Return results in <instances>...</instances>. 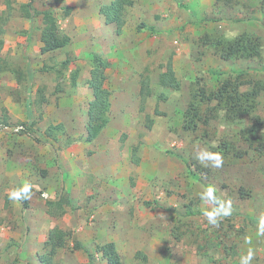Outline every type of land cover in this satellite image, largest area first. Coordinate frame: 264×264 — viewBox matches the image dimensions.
Listing matches in <instances>:
<instances>
[{
	"label": "rangeland",
	"instance_id": "rangeland-1",
	"mask_svg": "<svg viewBox=\"0 0 264 264\" xmlns=\"http://www.w3.org/2000/svg\"><path fill=\"white\" fill-rule=\"evenodd\" d=\"M10 1L9 9L0 0V264H46L55 226L71 237L51 264H106L96 250L110 239L103 234L85 251L73 248L86 242L88 226L101 228L94 213L103 204L115 207L109 224L123 264H239L249 248L252 264H264V236L257 234L264 215V0H131L120 35L98 15L113 0ZM49 21L69 44L44 55L41 31ZM242 36L253 49L230 55L227 43ZM96 55L108 62L111 107L81 158ZM170 60L177 90L162 85ZM144 80L151 95L142 102ZM226 81L241 82V93L260 90L253 111L234 115L207 100ZM50 126L60 128L51 138ZM199 148L220 152L223 166H201L194 159ZM70 158L78 160L72 194L63 182ZM25 181L32 184L27 209L7 196ZM49 183L54 199H76L66 217L44 214ZM208 185L231 201L232 214L219 227L202 215L211 205L198 193Z\"/></svg>",
	"mask_w": 264,
	"mask_h": 264
},
{
	"label": "trees",
	"instance_id": "trees-1",
	"mask_svg": "<svg viewBox=\"0 0 264 264\" xmlns=\"http://www.w3.org/2000/svg\"><path fill=\"white\" fill-rule=\"evenodd\" d=\"M131 4V0H113L108 5H102L99 8V13L104 17L107 25H113L116 30V34L120 35L123 32L126 24L125 8ZM6 5L10 9L11 1L6 0ZM30 3L26 6L28 14L30 15L31 8ZM31 7V6H30ZM25 8V7H24ZM71 12V8L66 10L68 16ZM152 29V28H151ZM150 29V30H151ZM41 54H48L54 51L62 50L69 44L58 27V25L52 21L45 24L41 31ZM220 44V43H219ZM251 40L248 37H240L234 41L227 43V51L230 55H237L239 53H246L252 50ZM2 42H0V49ZM108 68V62L105 61L100 55H96L92 61V68L90 71V78L87 81L89 89L92 91V99L89 102L88 120L86 123L87 141L93 142L97 139L103 131L105 118L108 115L111 107L108 92L105 88ZM239 77L242 74L238 75ZM77 77L73 75V85H76ZM162 85L174 90L179 89L180 84L176 78L173 62L170 60L166 66V72L162 78ZM241 82L226 81L219 88V90L213 94H210L207 98L208 101H216L217 104L224 105L230 114H241L243 112L249 113L255 109L254 102L260 95V90L257 88L252 91L241 93L239 88ZM204 95V92H202ZM151 95V86L149 80H144L141 83L140 97L142 102H145ZM194 116L198 115V108L191 109ZM189 111V113L191 112ZM194 121H192L193 123ZM195 125H189L188 129H194ZM60 129L59 127L50 126L46 131V136L52 137V130ZM22 133L30 135L33 139H36L33 132L25 128ZM22 208L27 209L29 207V200L20 201ZM146 206H151L149 202H145ZM46 206L48 207L47 213L54 218H60L67 213V208L74 210L75 207L68 194H61L55 200H47ZM71 237L70 232H67L59 227L53 228L48 236V242L50 246L49 258H47L46 264L53 263V257L57 251L65 249L68 241ZM73 248L75 250H85L83 245L78 241L74 242ZM97 252L102 254V258L106 261V264H123L120 254L116 250L114 243H106L96 246ZM92 254H90V257ZM46 261V260H45Z\"/></svg>",
	"mask_w": 264,
	"mask_h": 264
},
{
	"label": "clouds",
	"instance_id": "clouds-1",
	"mask_svg": "<svg viewBox=\"0 0 264 264\" xmlns=\"http://www.w3.org/2000/svg\"><path fill=\"white\" fill-rule=\"evenodd\" d=\"M194 159L205 168L219 169L223 166V156L220 152H213L208 148H199L194 155ZM199 199L211 208L202 209V215L206 218L208 225L219 227L220 221L232 214L231 201L221 199L216 194L214 186H205L199 193ZM8 199L10 201H27L32 196V184L23 182L8 190ZM257 234L264 236V215L259 218ZM255 253L249 248L246 254H242L239 258V264H252Z\"/></svg>",
	"mask_w": 264,
	"mask_h": 264
},
{
	"label": "crops",
	"instance_id": "crops-1",
	"mask_svg": "<svg viewBox=\"0 0 264 264\" xmlns=\"http://www.w3.org/2000/svg\"><path fill=\"white\" fill-rule=\"evenodd\" d=\"M111 2V1H110ZM109 4V3H108ZM107 4V5H108ZM106 5V4H105ZM98 15L104 20V23H105V19H104V17L99 13V9H98ZM106 24V23H105ZM107 25V24H106ZM126 25V24H125ZM109 26H113V25H109ZM125 27V26H124ZM85 131H86V125H85ZM100 136H101V134H100ZM99 136V137H100ZM98 137V138H99ZM97 138V139H98ZM97 139H95L93 142H88L87 141V131H86V134H85V136H84V138L83 139H81V140H79V141H81V146H80V150L78 149L77 150V153H79L80 154V157L81 158H83V155H84V152H83V149H85L86 147H88L89 146V144H91V143H94ZM72 153H75V152H73V150L72 151H70V153H69V155H71ZM74 157V156H73ZM76 162H78V160H76V159H74V160H72V158H70V164L68 165L69 166V169H70V167L72 168V173H70L69 175L71 176H69L68 175V179H70V183H69V180L68 179H64L63 178V182H66V184H69V186H68V188H67V190L72 194V189H78V187H77V185H75L73 182H71L72 180H73V178H74V175H73V173L75 172V169L73 168V166L75 165V163ZM11 165L16 169V166H20L19 168L21 169V170H23V167H22V165L21 164H19V163H17V162H12L11 163ZM24 166V165H23ZM26 170V169H25ZM22 172V171H21ZM78 173H80V172H78ZM81 177H83L82 175H81ZM55 185L54 184H52V183H49L47 186H46V191H47V193L50 195V197H51V199L49 198L48 200H55V199H57V198H53L52 197V194H53V192L55 191ZM85 187H82V191H83V189H84ZM1 192V191H0ZM70 198H71V200H72V203H73V205L75 206V204H77V202L75 201L76 199L73 197V195H70ZM116 204V203H115ZM16 206H14L15 208H17L18 207V203H16L15 204ZM44 206H43V208H44V214L45 215H47V210H48V207L46 206V201L44 202V204H43ZM91 207L92 208H94L95 206H93V204H91ZM3 208H4V203L2 202V201H0V214H2V212H3ZM69 209V208H68ZM70 210H72V209H70ZM76 211H77V213H78V211H79V209L77 210V208H76ZM95 212V211H94ZM115 207L114 206H112V207H109V205H100L99 207H98V209L96 210V212L94 213L95 215H99V222L101 223V228L100 227H98L96 224H94V225H91V226H88V232H86L87 233V239H84V240H86V242H84V243H82V242H80L79 240H76V241H78L79 243H81L82 245H83V247L85 248V250H86V247H85V245L87 244V243H89V244H91V243H96V241H97V239L99 238V237H101V235L100 234H103V236H106V237H108V238H110V239H105V241L103 242V244H106V243H110V242H112V243H114L115 244V246H116V250H117V252L119 253V250H118V243H117V239H112L111 237H115L116 236V234H114L113 232H116L117 230L115 229V228H111L110 226L112 225V224H114L112 221L115 219ZM112 213V214H111ZM68 215V213H66L65 215H64V217H66ZM112 222V224H109V223H111ZM56 227V226H55ZM55 227H53V228H55ZM57 227H59L60 229H63L64 230V228L61 226H57ZM53 228H51V229H49V233H50V231L53 229ZM78 228H82V229H85V224H82V225H80L79 227L76 225L75 226V229H78ZM112 233H111V232ZM49 233H48V236H49ZM126 233V232H125ZM124 236V235H123ZM125 236H128V232H127V234H125ZM85 244V245H84ZM103 244H98V245H103ZM85 250H78V251H85Z\"/></svg>",
	"mask_w": 264,
	"mask_h": 264
},
{
	"label": "water",
	"instance_id": "water-1",
	"mask_svg": "<svg viewBox=\"0 0 264 264\" xmlns=\"http://www.w3.org/2000/svg\"><path fill=\"white\" fill-rule=\"evenodd\" d=\"M47 198H48V195L47 194H44Z\"/></svg>",
	"mask_w": 264,
	"mask_h": 264
}]
</instances>
